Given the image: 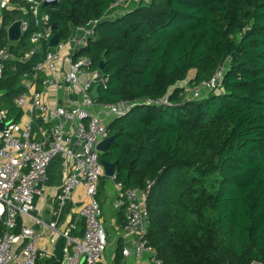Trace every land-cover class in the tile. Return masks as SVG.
<instances>
[{"label": "trees", "instance_id": "1", "mask_svg": "<svg viewBox=\"0 0 264 264\" xmlns=\"http://www.w3.org/2000/svg\"><path fill=\"white\" fill-rule=\"evenodd\" d=\"M114 1L39 7L62 39L102 18L89 45L74 56H87L92 70L104 63L108 83L98 103L170 100L113 119L108 128L114 140L100 160L115 163V179L125 187L153 182L146 237L164 264H264V0H150L105 19ZM33 4L10 0L2 11L0 49L8 46L18 59L5 64L0 109L14 122L24 113L16 103L28 90L24 81L49 49L42 41L22 58L41 29ZM21 18L28 29L11 42L7 28ZM228 59L221 93L185 96L181 82L197 87ZM122 251L119 246L117 260Z\"/></svg>", "mask_w": 264, "mask_h": 264}, {"label": "built area", "instance_id": "2", "mask_svg": "<svg viewBox=\"0 0 264 264\" xmlns=\"http://www.w3.org/2000/svg\"><path fill=\"white\" fill-rule=\"evenodd\" d=\"M33 2V12L39 17L37 24L41 29L34 32L31 41L34 48L26 52L23 60L29 59L40 43L47 41L49 49L44 58L37 62L34 73L26 80L27 91L20 94L16 103L22 109L28 103L39 114L42 123L48 126V136L45 140L33 138L31 121L26 123L14 122L8 119V111L0 109V124L10 122L0 129V264H39L41 260H48V264L56 259L54 247L40 246L42 231L25 222L27 216H32L35 209L34 199L42 190L47 179L48 168L52 160L63 153L68 161L67 171L63 183L57 193V208L61 209L72 197L75 188L83 187L86 201L83 202L80 214L84 219V230L81 237L73 231L76 223L59 230L56 221L46 222L43 217L33 216L35 224L46 226L54 230L55 237L64 238L63 257L60 264H107L104 254L108 248V234L101 221L102 207L98 200V189L101 177L105 175V168L100 160L97 145L110 136V120L126 115L138 105L170 104L166 96L161 99L135 98L120 100L115 103H98L93 95L95 84L107 87L108 78L100 68L91 70V60L85 56H74L89 45L95 35L99 18H91L85 25L76 26L74 32L66 39H60L56 46L50 45L54 36L50 16L48 13L40 15L39 7L44 0H29ZM150 0H115L104 18L116 17L115 9L126 4L134 9ZM10 0H2L0 7H9ZM109 17V18H110ZM22 19V18H21ZM22 30L28 29V22L24 19ZM70 60L69 70L63 73L64 83L70 92L77 90L79 100L71 106H51L43 96V92L36 88L40 73L45 74L42 83L45 87H58L60 80L57 75L63 69V60ZM18 59L8 46L0 49V79L7 61ZM228 59L221 65L209 81H204L197 87H190L189 81L181 82L185 96L189 99L202 98L212 90L222 92L221 82L224 77ZM88 71L89 77L82 78ZM187 95H190L188 97ZM99 106L101 110H94ZM113 178H116V173ZM153 182L149 181L146 188L125 187L118 182L121 197L118 205L124 207L126 222L122 227L125 240H130L123 247V256L135 257L145 262L164 264L146 237L150 226V212L147 199ZM21 222V223H19ZM20 224V225H19ZM20 230L16 232V229ZM23 240L20 249L15 245Z\"/></svg>", "mask_w": 264, "mask_h": 264}, {"label": "crops", "instance_id": "3", "mask_svg": "<svg viewBox=\"0 0 264 264\" xmlns=\"http://www.w3.org/2000/svg\"><path fill=\"white\" fill-rule=\"evenodd\" d=\"M1 1L2 0H0V4ZM129 8L131 7L126 4H121L113 12L117 13L116 15L119 16L130 11L131 9ZM2 11L3 10L0 7V31ZM110 15H112V12L108 13V18ZM62 64L63 69L57 75L58 79L60 80V85L58 87H45L42 82H37L36 88L43 92L44 99L50 103L51 106H71L76 104L79 100V94L77 93V90H75L73 93L70 92L64 83L63 73L69 70V58L65 57ZM89 76L90 74L88 71L82 74L83 79ZM40 78H45V74L40 73L39 79ZM24 82L26 83V80ZM93 109L98 111L101 110L99 106H95ZM23 111L24 113L18 122L26 123L31 121V133L33 138L37 140H45L48 136V126L40 121L39 114L33 108L32 104L28 103L26 107L23 108ZM112 121L113 120L111 119L110 123ZM67 166L68 161L63 153L58 154L52 160L48 168L47 179H45L41 187L42 190L38 195H36L34 199L35 209L32 213L33 215L27 216L25 218V222L27 224L35 226L37 229L42 231L43 234L40 246L46 245L49 247H54L55 249V245L60 237H55L56 232L54 230L46 226L40 227L39 225L35 224V219L33 216L43 217L48 223L56 221L57 228L59 230H63L68 226L69 223L75 222L76 229L73 231V233L79 237L83 235L84 219L80 214L83 202L86 201L83 187L75 188L72 193V197L66 202L65 206L61 209L57 208L56 196L63 183ZM98 194V200L100 201L102 207L101 221L106 228L109 242L108 248L104 254V261L107 264H147V262L143 260L140 261L135 257H125L123 255L120 260H117L118 247L121 246L123 248L124 245L126 246L130 243V240H125L122 235L124 210L118 205V201L121 197V191L118 187V182L116 179L107 176L101 187L99 186ZM19 228L20 227H18V229ZM22 245L23 240L21 239L17 242L15 248L20 249ZM46 261L48 260H41V263Z\"/></svg>", "mask_w": 264, "mask_h": 264}, {"label": "water", "instance_id": "4", "mask_svg": "<svg viewBox=\"0 0 264 264\" xmlns=\"http://www.w3.org/2000/svg\"><path fill=\"white\" fill-rule=\"evenodd\" d=\"M58 3H59V0H44L43 2L44 6L57 5ZM22 25H23V20L17 19L8 26L7 37L9 41L17 42L21 40L23 33H24L22 30ZM52 29L54 31L57 29V25L55 23L52 24ZM60 39H61L60 33L56 32L50 40V45L56 46L59 43ZM103 64H104L103 62L100 63V66H99L100 69H103ZM99 89H100V83L95 84L92 93L94 97L96 98L99 96ZM9 123L10 122H5V123L0 124V129L6 127ZM113 140H114V136L110 135L109 137H107L106 139H104L97 145V149L101 152L107 151ZM101 162L105 168V175L108 177H114L115 176V163L109 162L105 159H103ZM63 242H64L63 237H60L55 245L56 259L49 264H60V261L62 260V257H63ZM81 264H84V262H82Z\"/></svg>", "mask_w": 264, "mask_h": 264}, {"label": "rangeland", "instance_id": "5", "mask_svg": "<svg viewBox=\"0 0 264 264\" xmlns=\"http://www.w3.org/2000/svg\"><path fill=\"white\" fill-rule=\"evenodd\" d=\"M188 97H190V95H187Z\"/></svg>", "mask_w": 264, "mask_h": 264}]
</instances>
